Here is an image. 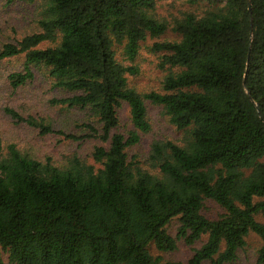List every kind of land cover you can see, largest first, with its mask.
<instances>
[{"label":"trees","instance_id":"trees-1","mask_svg":"<svg viewBox=\"0 0 264 264\" xmlns=\"http://www.w3.org/2000/svg\"><path fill=\"white\" fill-rule=\"evenodd\" d=\"M188 1L202 12L183 11L171 25L179 38L151 45L167 69L161 91L129 86L136 68L125 62L147 35L167 29L156 0H46L38 28L1 45L0 59L24 54V68L8 74L11 86L31 79V66L46 68L70 92L53 101L90 111L101 129L84 122L87 135L107 145L93 149L98 165L14 144L0 150V264L4 255L12 264H181L149 250L176 247L166 229L174 216L186 243L206 234L188 264L233 261L250 232L261 239L256 259L264 264V0ZM145 99L185 136L154 140L143 163L127 147L150 129ZM122 101L134 126L127 134L112 132ZM5 109L52 130L45 117ZM207 199L221 206L217 216L202 212Z\"/></svg>","mask_w":264,"mask_h":264},{"label":"rangeland","instance_id":"rangeland-1","mask_svg":"<svg viewBox=\"0 0 264 264\" xmlns=\"http://www.w3.org/2000/svg\"><path fill=\"white\" fill-rule=\"evenodd\" d=\"M46 0H0V47L5 42H17L25 33L38 28L37 19ZM204 6L198 3H190L188 0H156L155 14L158 18L168 23L167 29L158 36L147 35L141 41L139 51L132 61L125 60L136 68L134 73H127L128 85L139 92L150 90H162V78L167 69L160 65L159 51L151 49L155 41L172 40L179 38V34L171 28L172 20L180 16L185 10L202 12ZM46 42H41L44 46ZM121 57L120 51L117 50ZM24 68V54L18 53L0 59V150L6 151L9 144H14L24 153L38 157L50 156L54 161L64 162L73 155L79 156L87 163L98 165L93 159L92 152L96 145H107L96 135H87L89 129L84 122L92 123L98 130L101 123L95 120L85 108L69 107L53 101L55 98L70 95V92L54 86L52 78L46 68L31 66L34 76L25 83L13 87L8 81V74L14 70ZM147 119L150 129L140 133V139L135 144L127 147L129 157L136 155L143 163L146 162L150 152L151 143L154 140L172 138L181 142L185 133L176 128L163 112L161 104L153 103L149 99L144 100ZM11 107L24 117H45L52 123V130L41 132L39 127L31 125L23 120H16L6 111ZM118 124L113 131L127 132L134 128L126 101H122L117 108ZM54 129V130H53ZM65 133L74 134L75 138L67 137ZM222 211L215 201L207 199L202 207V212L210 217L217 216ZM257 217L264 221V216ZM178 217L174 216L166 224L167 231L175 237L176 247L172 250L161 251L150 244L149 250L153 255L160 254L163 259L178 260L181 264H188V259L194 247H198L205 239L203 234L193 244H188L183 238L177 237ZM261 243L260 237L254 232L246 236V243L237 251L236 258L226 264H261L257 262V248ZM3 264H12L4 255ZM202 264H210L208 260Z\"/></svg>","mask_w":264,"mask_h":264},{"label":"water","instance_id":"water-1","mask_svg":"<svg viewBox=\"0 0 264 264\" xmlns=\"http://www.w3.org/2000/svg\"><path fill=\"white\" fill-rule=\"evenodd\" d=\"M249 1V0H248ZM249 7H250V3H249Z\"/></svg>","mask_w":264,"mask_h":264}]
</instances>
